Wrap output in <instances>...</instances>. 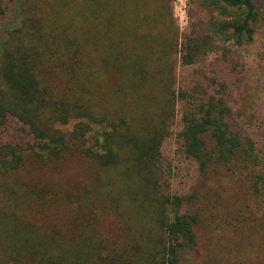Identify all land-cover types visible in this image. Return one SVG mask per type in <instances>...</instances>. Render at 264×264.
I'll list each match as a JSON object with an SVG mask.
<instances>
[{
    "label": "trees",
    "instance_id": "trees-1",
    "mask_svg": "<svg viewBox=\"0 0 264 264\" xmlns=\"http://www.w3.org/2000/svg\"><path fill=\"white\" fill-rule=\"evenodd\" d=\"M18 7L0 45V128L17 121L27 139L0 142V264H199L208 223L188 208L219 168L242 181L254 219L240 214L232 258L248 238L264 245V99L242 62L264 41V0H187L181 39L162 19L170 0ZM180 101L179 150L198 168L187 194L162 151ZM70 152L93 162L90 183L37 177ZM106 213L122 241L102 233Z\"/></svg>",
    "mask_w": 264,
    "mask_h": 264
},
{
    "label": "rangeland",
    "instance_id": "rangeland-1",
    "mask_svg": "<svg viewBox=\"0 0 264 264\" xmlns=\"http://www.w3.org/2000/svg\"><path fill=\"white\" fill-rule=\"evenodd\" d=\"M170 3L172 14L171 16L162 14V19L165 24H170L169 28H166L167 30H170L171 26H174L175 29L178 28V35L181 39L187 22L186 0H170ZM18 4L19 0H0V45L5 34L19 24L21 15ZM158 4H160V1H158ZM163 22L160 21L155 26L158 28V25L163 24ZM179 47L180 45L175 46L176 49H179ZM242 54V62L244 61L245 63L244 67L248 68L249 77L254 81L251 82L249 80L247 82L249 83L250 98L252 101L255 100V96L259 99H264V41L258 39L251 47L250 52L244 50ZM182 71L183 66L179 63L178 72L181 73ZM182 104V101L178 103L177 116L172 123L171 134L163 143L162 151L170 158L173 165L171 171L172 190L187 194L191 186L197 182L198 168L194 159L186 157L179 150L177 132L180 127L179 119ZM26 139L27 135L23 131V125L17 121L13 123L10 121L7 127L0 128V142L19 143ZM92 169L93 162L91 160L76 152H70L61 160L57 167L43 166L37 169L36 175L40 179L42 178L57 185L70 186L77 182L90 183V171ZM211 171L207 185L204 187L199 186L198 197L188 208L189 211H197L202 219H205V222L208 223L205 229L208 231L209 238L204 241L206 244L201 249L202 253H199L201 258L199 264H221L220 261H224L223 264H232L234 262L237 264H264V245L262 241L252 240L248 243L250 241L249 238L245 244L247 249L240 250L241 253L238 251L239 259L232 258L234 251L239 248L236 243L240 239L239 230L235 231L233 228H236L235 225L240 224L242 221L238 219L241 217L240 214L246 216L245 219H248V225H251L254 219L248 214L249 210L244 207L247 195L242 181L237 179L236 175L231 177L227 171L220 170V168L211 169ZM216 198L219 201L221 199L223 203L221 205H219V201L215 203ZM215 215H226L230 220L229 225L216 227L219 223L214 218ZM255 220L258 221L260 226L264 227V218L262 220L257 217ZM100 221L101 231L105 236L116 239V241L123 240L124 231L113 214H102ZM202 222L204 225L203 220ZM245 224L247 225V222ZM250 235L252 233L248 236Z\"/></svg>",
    "mask_w": 264,
    "mask_h": 264
},
{
    "label": "built area",
    "instance_id": "built-area-1",
    "mask_svg": "<svg viewBox=\"0 0 264 264\" xmlns=\"http://www.w3.org/2000/svg\"><path fill=\"white\" fill-rule=\"evenodd\" d=\"M185 10H186V14H187V0H186V4H185ZM187 22H188V15H187ZM187 22H186V25H187Z\"/></svg>",
    "mask_w": 264,
    "mask_h": 264
}]
</instances>
